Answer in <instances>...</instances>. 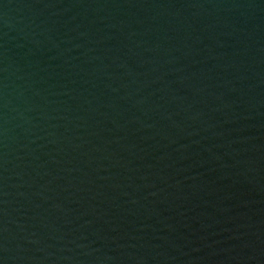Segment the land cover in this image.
Listing matches in <instances>:
<instances>
[{
	"label": "water",
	"instance_id": "95a60500",
	"mask_svg": "<svg viewBox=\"0 0 264 264\" xmlns=\"http://www.w3.org/2000/svg\"><path fill=\"white\" fill-rule=\"evenodd\" d=\"M0 264H264V0H0Z\"/></svg>",
	"mask_w": 264,
	"mask_h": 264
}]
</instances>
